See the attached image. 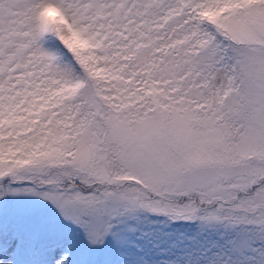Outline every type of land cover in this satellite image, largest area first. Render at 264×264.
Segmentation results:
<instances>
[{"label": "snow or ice", "instance_id": "snow-or-ice-1", "mask_svg": "<svg viewBox=\"0 0 264 264\" xmlns=\"http://www.w3.org/2000/svg\"><path fill=\"white\" fill-rule=\"evenodd\" d=\"M0 264H264V0H0Z\"/></svg>", "mask_w": 264, "mask_h": 264}]
</instances>
